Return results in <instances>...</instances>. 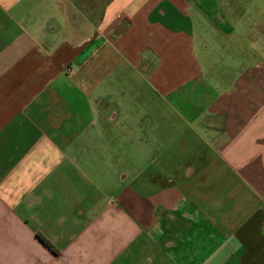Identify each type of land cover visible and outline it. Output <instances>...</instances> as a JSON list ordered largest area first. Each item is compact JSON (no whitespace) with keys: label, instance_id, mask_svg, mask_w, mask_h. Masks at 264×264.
<instances>
[{"label":"crops","instance_id":"1","mask_svg":"<svg viewBox=\"0 0 264 264\" xmlns=\"http://www.w3.org/2000/svg\"><path fill=\"white\" fill-rule=\"evenodd\" d=\"M199 6L0 0V264H264V30Z\"/></svg>","mask_w":264,"mask_h":264},{"label":"rangeland","instance_id":"2","mask_svg":"<svg viewBox=\"0 0 264 264\" xmlns=\"http://www.w3.org/2000/svg\"><path fill=\"white\" fill-rule=\"evenodd\" d=\"M191 2L195 5L200 4V14L196 16V19L199 23L197 29L199 31V37L202 38L201 43L204 42L208 46L206 49H201L199 47V50L201 51L200 54L203 59H205V57H207L209 54H213V50L217 51V49H219L217 45V43L219 42V39H217L218 34L213 28H217L216 25L219 24L220 20L226 26L230 24V21L232 19H240L243 21V24H248V22L245 23L246 20L254 21V23L252 24H254V26H257L258 28V30L255 28V33L253 34L255 36V39L257 34L259 33V35L261 36V30H264V13H261V5L264 0H191ZM77 3L80 5L83 4L84 7L85 0H77ZM239 29L237 30L239 35H243L246 31V28L244 26ZM59 30L60 25L57 27V31ZM223 47L224 46L221 45L222 49ZM228 48V54H225L223 59H218L217 66L226 67L228 65L229 68L234 71L235 68H239L242 58H244L245 54L247 53H244L242 51L244 49L249 51L251 47H249V45L246 43H240L236 46H233V49H231L230 47ZM260 53L264 56L263 50H261ZM154 142L156 144L160 143L161 141L154 140ZM145 159H148V156H143V162L145 161Z\"/></svg>","mask_w":264,"mask_h":264},{"label":"trees","instance_id":"3","mask_svg":"<svg viewBox=\"0 0 264 264\" xmlns=\"http://www.w3.org/2000/svg\"><path fill=\"white\" fill-rule=\"evenodd\" d=\"M39 238L41 239L42 242H44L45 244L49 245L47 240H45L42 236L39 235Z\"/></svg>","mask_w":264,"mask_h":264}]
</instances>
